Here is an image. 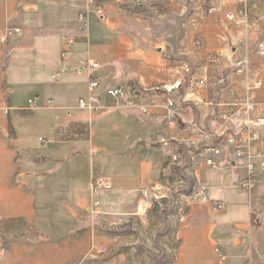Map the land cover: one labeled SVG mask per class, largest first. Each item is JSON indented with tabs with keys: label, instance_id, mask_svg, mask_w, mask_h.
I'll return each instance as SVG.
<instances>
[{
	"label": "crops",
	"instance_id": "0c3cea01",
	"mask_svg": "<svg viewBox=\"0 0 264 264\" xmlns=\"http://www.w3.org/2000/svg\"><path fill=\"white\" fill-rule=\"evenodd\" d=\"M85 1L0 0V35L23 28L0 43V264H70L77 253L97 252L93 215L102 203L115 197V225L150 210L182 164L211 201L186 196L178 204L176 244L164 253L170 264H219L220 255L226 264H264V133L251 142V159L210 136L248 83L262 82L264 102V0H249L242 26L226 19L240 10L233 0H199L217 12L196 25L191 0H100L106 16L93 12L84 31L77 20ZM246 57L240 73L234 64ZM90 60L100 69L90 70ZM92 78L105 108L98 115L79 108ZM130 84L147 91V114L107 95ZM249 178L251 193L240 189ZM99 179L112 189L100 192L95 209Z\"/></svg>",
	"mask_w": 264,
	"mask_h": 264
},
{
	"label": "built area",
	"instance_id": "2783aa9c",
	"mask_svg": "<svg viewBox=\"0 0 264 264\" xmlns=\"http://www.w3.org/2000/svg\"><path fill=\"white\" fill-rule=\"evenodd\" d=\"M127 0H121V2H126ZM237 5L240 6L238 14L227 13L226 19L229 22H232L238 26L246 25L250 19V2L249 0H233ZM86 10L80 13L77 20V25L84 31L89 30V20L90 15L95 12L101 18H104L107 14L106 6L100 3V0H86ZM193 20L192 23L196 25L199 22H204L209 15L217 12V8L210 5V7H204L199 0H191ZM23 34L22 27H12L5 30L0 35V43L6 45L10 41L16 39ZM63 41L67 47H71L74 43L72 39L63 38ZM67 52L63 53V58L66 59ZM248 65V58L239 61L234 64L235 69L238 72H242L244 68ZM88 68L90 70L100 69V65L95 61L90 60L88 62ZM60 75L56 74L53 76V79H58ZM227 80L230 79V75L227 76ZM208 82V79L203 77L199 85L204 86ZM100 86V81L97 78H92L89 83V96L87 99H82L79 101V108L81 110L87 111L92 115L102 114L105 111V108L101 104L100 98L96 95V91ZM262 88V82L257 80L252 83H248L246 86L245 94L236 98L233 102L225 105V112L221 116L224 122V125H218L217 129L211 133V138L216 139L220 143H225L226 145L232 146L235 150L237 157L247 156L251 159L250 150L251 142L253 140H259L264 133V102L258 99V92ZM145 89H142L135 85H123L107 91V95L119 100H124L126 102L125 107L127 109H136L141 111L144 114L149 112V108L142 102L144 99ZM31 106H35L36 102L31 101ZM167 108L170 112L175 111V101L173 99H167L166 101ZM8 113V112H7ZM225 124H230L231 127H226ZM214 155L220 154V149L216 147L208 148ZM207 164L212 169H218L219 165L215 162L214 159H208ZM249 169L251 175H253L254 165L249 164ZM112 185L109 181L99 179L96 180L92 187V195L95 199L94 208L98 209L100 207V202L97 200L101 191L111 190ZM240 189L247 191L249 193L254 189L252 178L247 179L246 181L240 184ZM199 196L200 199L204 202H210L211 198L209 195V190L207 187L201 185L198 181L197 192L194 197ZM154 198H158L155 196ZM215 209L218 212H224L226 205L223 203L215 204ZM259 222L264 223V214L259 219ZM4 250V248H3ZM99 253H105V249H100ZM228 258L226 256L220 255L219 264H226ZM246 264H252L248 262Z\"/></svg>",
	"mask_w": 264,
	"mask_h": 264
},
{
	"label": "rangeland",
	"instance_id": "374dc122",
	"mask_svg": "<svg viewBox=\"0 0 264 264\" xmlns=\"http://www.w3.org/2000/svg\"><path fill=\"white\" fill-rule=\"evenodd\" d=\"M36 143L42 146L38 140ZM181 167L174 170L170 192L154 198L151 209L141 208L137 216L121 215V222L115 225V197L102 203L100 212L93 215L95 238L99 241L97 252L86 256L77 253L70 264H115V256L123 257L121 264H133L135 261L144 264L147 262L143 259L145 253L149 255L151 264H170L171 260L164 253L176 244L178 204L186 196L194 197L198 186L196 179L184 171V164ZM102 248L105 253L98 252ZM129 253L133 254L129 256Z\"/></svg>",
	"mask_w": 264,
	"mask_h": 264
},
{
	"label": "water",
	"instance_id": "95a60500",
	"mask_svg": "<svg viewBox=\"0 0 264 264\" xmlns=\"http://www.w3.org/2000/svg\"><path fill=\"white\" fill-rule=\"evenodd\" d=\"M24 179H25L24 176H22V177L20 178L21 181H24ZM197 199H200V197L198 196Z\"/></svg>",
	"mask_w": 264,
	"mask_h": 264
}]
</instances>
